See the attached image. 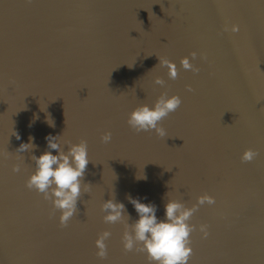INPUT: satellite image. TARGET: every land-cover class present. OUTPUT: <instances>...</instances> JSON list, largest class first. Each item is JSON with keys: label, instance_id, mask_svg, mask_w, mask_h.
Instances as JSON below:
<instances>
[{"label": "water", "instance_id": "95a60500", "mask_svg": "<svg viewBox=\"0 0 264 264\" xmlns=\"http://www.w3.org/2000/svg\"><path fill=\"white\" fill-rule=\"evenodd\" d=\"M185 57L198 71L181 66ZM159 59L175 64V79ZM164 92L182 100L160 121L166 137L130 128L128 114ZM48 135L87 142L66 227L51 200L26 187ZM30 136L36 147L18 153ZM247 149L257 153L250 162ZM166 193L186 207L215 200L189 221L188 264H264V0H0V264H149L123 249L127 221L138 218L127 196L163 218ZM113 196L129 220L104 222Z\"/></svg>", "mask_w": 264, "mask_h": 264}, {"label": "clouds", "instance_id": "9594fccd", "mask_svg": "<svg viewBox=\"0 0 264 264\" xmlns=\"http://www.w3.org/2000/svg\"><path fill=\"white\" fill-rule=\"evenodd\" d=\"M225 30H228L227 28ZM239 30L238 25H232L231 31ZM192 59L196 58V53L191 54ZM162 67H167L169 79H175L178 75L175 64L166 59H159ZM181 66L185 70L198 71L194 69L192 63L187 57L181 60ZM155 84L163 87L165 81L157 77ZM188 91H192L189 86ZM182 100L177 95L169 96L166 92L162 93L154 104L151 106L143 104L136 107L128 114L127 124L136 132L155 131L160 137H166V131L160 126V121L167 117L170 113L175 112L181 105ZM38 119V117H34ZM46 123L50 127H55L54 120L46 117ZM31 126V125H30ZM17 139H20L18 133L14 131ZM34 137L30 136L27 143H21L17 149L19 152L32 150L35 146ZM112 133L105 132L101 140L103 143H110ZM46 148L39 156L33 155L31 159L34 161V171L26 181V187L42 194L46 200H51L54 209L61 213L59 222L61 226L66 227L69 220L77 213V201L81 195L82 180L90 162L88 158L87 142L81 140L79 143H71L63 141L61 136L48 135L45 137ZM64 145H68L67 151ZM55 150L57 154H53ZM257 155L252 149H247L241 159L245 162L252 161ZM20 164L13 166V172L20 171ZM136 179H147L146 176L136 177ZM168 193H166V198ZM137 213V219L129 224V230L125 231L122 237L123 249L130 252L137 249L147 254L149 264H188L192 255L190 235L196 230V226L190 224L189 221L198 207L207 203L214 204L213 197L205 194L197 197V203L192 207H186L184 203L176 199H168L164 204V216L159 218L157 206L151 202H142L140 197L127 196ZM101 211L104 212V222L114 224L124 221L127 217L125 204L112 199L104 201L101 205ZM199 231L203 238L208 236L207 225H200ZM111 233L104 231L98 234L95 240L97 249L96 256L100 260H104L107 255L106 241L110 238Z\"/></svg>", "mask_w": 264, "mask_h": 264}]
</instances>
